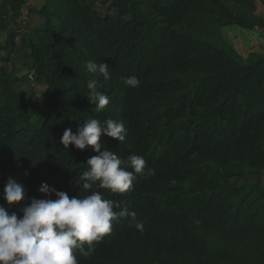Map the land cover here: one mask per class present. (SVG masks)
<instances>
[{"label": "trees", "instance_id": "obj_1", "mask_svg": "<svg viewBox=\"0 0 264 264\" xmlns=\"http://www.w3.org/2000/svg\"><path fill=\"white\" fill-rule=\"evenodd\" d=\"M9 5L15 27L0 44V206L22 216L23 202L4 199L9 178L24 185L28 202L45 198L42 183L85 195L76 177L97 153L65 148L61 136L90 118L113 119L126 139L102 143L121 159L142 155L147 166L128 192L99 191L135 211L144 231L113 221L79 264H264V51L244 57L225 34L264 31L258 0H104L106 14L86 0H43L30 9L37 20L26 34L40 94L23 91L24 77L5 65L27 0ZM89 60L107 63L111 78L88 73ZM133 75L135 89L121 80ZM90 78L109 97L103 111L85 97Z\"/></svg>", "mask_w": 264, "mask_h": 264}, {"label": "clouds", "instance_id": "obj_2", "mask_svg": "<svg viewBox=\"0 0 264 264\" xmlns=\"http://www.w3.org/2000/svg\"><path fill=\"white\" fill-rule=\"evenodd\" d=\"M85 70L102 76L105 81L111 78L110 66L102 61H87ZM121 80L132 89L140 84L134 75L121 77ZM86 87L85 97L95 105L94 110L103 111L109 97L99 91L103 87L99 79L90 78ZM103 136L123 143L126 139L124 123L90 118L79 125L75 134L71 128H66L61 136L60 143L65 148L74 145L84 151L90 146L97 153L87 160L85 170L76 177L80 191L86 193L83 196L70 198L66 192L42 183L39 192L45 198H32L28 202L24 185L8 179L4 199L9 205L23 202L24 207L22 216H18L0 206V264H79L81 257L88 259L94 254L95 243L111 234L113 221L122 220L144 231V222L135 211L122 208L119 201L105 199L99 189L120 194L128 192L137 175L144 173L147 162L136 154L121 159L117 152L105 147ZM148 174L154 175L155 170L149 168Z\"/></svg>", "mask_w": 264, "mask_h": 264}, {"label": "rangeland", "instance_id": "obj_3", "mask_svg": "<svg viewBox=\"0 0 264 264\" xmlns=\"http://www.w3.org/2000/svg\"><path fill=\"white\" fill-rule=\"evenodd\" d=\"M86 1L92 3L103 14L107 13L106 7L103 6L104 0ZM42 3L43 0H27V5L22 11V16L17 21L20 24V37L18 38L16 52L10 62L5 64L13 77H24L22 90L29 94H40L45 90L44 84H37L34 81L32 61L29 56L26 40L27 30L37 20V17L30 13V9L40 6ZM257 14L264 18V4L260 0H258ZM14 27L15 24L13 22L9 0H0V44L3 45L6 43L8 34ZM225 34L238 52L244 57H248L251 53H261L264 51V31L260 29L246 31L238 27H231L225 30Z\"/></svg>", "mask_w": 264, "mask_h": 264}]
</instances>
